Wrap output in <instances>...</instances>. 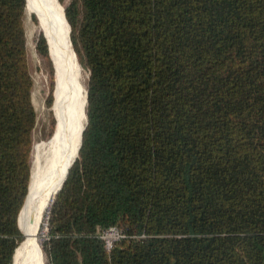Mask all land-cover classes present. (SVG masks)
<instances>
[{"label":"trees","instance_id":"trees-1","mask_svg":"<svg viewBox=\"0 0 264 264\" xmlns=\"http://www.w3.org/2000/svg\"><path fill=\"white\" fill-rule=\"evenodd\" d=\"M59 1L89 79L79 155L81 136L47 213L49 264H264V0ZM27 4L0 0V264L26 238ZM112 226L124 237L108 250Z\"/></svg>","mask_w":264,"mask_h":264},{"label":"bare ground","instance_id":"bare-ground-1","mask_svg":"<svg viewBox=\"0 0 264 264\" xmlns=\"http://www.w3.org/2000/svg\"><path fill=\"white\" fill-rule=\"evenodd\" d=\"M27 1L33 8L39 10L41 19L46 21H42V27L48 36L59 77L57 95L59 114L54 137L48 144L42 145V156L39 154L34 160L28 193L26 238L14 261L15 264H42L44 259L41 250L42 241L39 238L40 226L52 204L50 201L55 195L54 190L56 192V188L67 173V167L71 165L76 155H74L75 147L86 124V94L75 101L72 100V95H69L67 72L77 65L70 41V29L63 16L64 11L60 9L59 1Z\"/></svg>","mask_w":264,"mask_h":264},{"label":"rangeland","instance_id":"rangeland-1","mask_svg":"<svg viewBox=\"0 0 264 264\" xmlns=\"http://www.w3.org/2000/svg\"><path fill=\"white\" fill-rule=\"evenodd\" d=\"M68 3V1H66ZM60 9L62 12L65 10L66 3H61L59 1ZM36 16V20L33 16ZM41 15L39 14V10L33 8L29 3L27 4V14L25 18L26 30H27V46H28V60L30 71L34 79V87H33V101L37 110V124L34 129V146L32 152V164L34 167V160L39 154H43L41 151L42 145L48 144L50 140L54 137L57 130V116L59 114V105L57 101L58 95V86H59V77L57 73V63L51 53V47L48 40V36L46 31L43 29L42 24L46 22L45 19H41ZM43 21V22H42ZM43 34L46 35L47 44L49 47V60L43 57L37 51V41L39 36ZM73 47V46H72ZM75 54V60L77 67L67 72L69 79V95H72V100L75 101L79 99L82 95L87 93V85L89 79V72L86 68H84L78 61V57ZM51 65L54 68L53 78H57V89L55 99L53 98V105L48 107L46 104L47 99L50 95V84H51ZM55 90V88H54ZM87 95L85 96L86 100ZM56 104V106H55ZM57 107V110H56ZM51 112L54 116L55 125L52 124ZM54 127V129H53ZM53 133L51 134V131ZM32 180V177H31ZM28 196V195H27ZM53 197L50 202H52ZM50 202L47 204V209L49 207ZM46 209V210H47ZM39 238L41 239V250L43 253V261L42 264H49L48 257L44 251L45 241L48 239V214L46 213L45 217L40 226Z\"/></svg>","mask_w":264,"mask_h":264},{"label":"built area","instance_id":"built-area-1","mask_svg":"<svg viewBox=\"0 0 264 264\" xmlns=\"http://www.w3.org/2000/svg\"><path fill=\"white\" fill-rule=\"evenodd\" d=\"M100 237L104 240L106 248L110 250L114 243L124 237V235L117 227L112 226L102 231Z\"/></svg>","mask_w":264,"mask_h":264},{"label":"water","instance_id":"water-1","mask_svg":"<svg viewBox=\"0 0 264 264\" xmlns=\"http://www.w3.org/2000/svg\"><path fill=\"white\" fill-rule=\"evenodd\" d=\"M58 1H59V0H58ZM64 16H65V18H66V21L68 22L67 17H66V14H65V10H64ZM68 24H69V22H68ZM69 27H70V41H71V30H72V28H71L70 24H69ZM71 44H72V41H71ZM74 52H75V50H74ZM75 53H76V52H75ZM76 56H77V55H76ZM86 95H87V93H86ZM86 106H87V97H86ZM86 124H87V112H86ZM86 124H85V126H84V128H83V130H82V134H81V142H80V146H79V149H78L77 157H78V155H79V151H80V148H81V145H82L83 132H84V130H85V128H86ZM77 157L74 159V161H73V162L71 163V165L68 167V169H67V173H66V176H65V178H64V181L62 182V185L60 186V188L56 191V193H55V195H54V198H55L56 194L59 192V190L62 188L64 182L66 181V178H67V176H68L69 170H70V168L72 167V165L74 164V162L76 161ZM54 198H53V199H54ZM13 262H14V261H13Z\"/></svg>","mask_w":264,"mask_h":264}]
</instances>
